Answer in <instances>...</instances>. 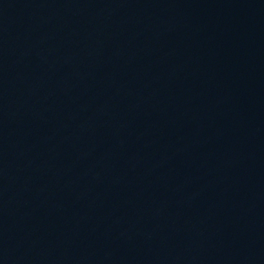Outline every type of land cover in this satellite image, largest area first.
Instances as JSON below:
<instances>
[{
    "label": "water",
    "instance_id": "obj_1",
    "mask_svg": "<svg viewBox=\"0 0 264 264\" xmlns=\"http://www.w3.org/2000/svg\"><path fill=\"white\" fill-rule=\"evenodd\" d=\"M0 264H264V0H0Z\"/></svg>",
    "mask_w": 264,
    "mask_h": 264
}]
</instances>
